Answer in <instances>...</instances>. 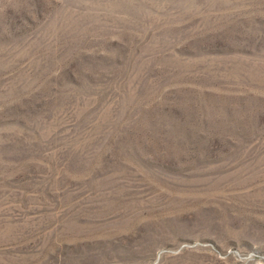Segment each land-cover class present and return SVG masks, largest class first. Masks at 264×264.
<instances>
[{
	"label": "rangeland",
	"instance_id": "obj_1",
	"mask_svg": "<svg viewBox=\"0 0 264 264\" xmlns=\"http://www.w3.org/2000/svg\"><path fill=\"white\" fill-rule=\"evenodd\" d=\"M0 264H264V0H0Z\"/></svg>",
	"mask_w": 264,
	"mask_h": 264
}]
</instances>
